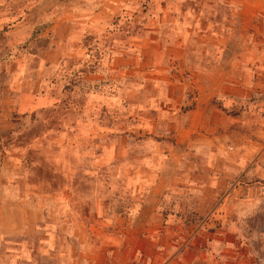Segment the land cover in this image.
I'll return each mask as SVG.
<instances>
[{
  "label": "rangeland",
  "instance_id": "rangeland-1",
  "mask_svg": "<svg viewBox=\"0 0 264 264\" xmlns=\"http://www.w3.org/2000/svg\"><path fill=\"white\" fill-rule=\"evenodd\" d=\"M0 264H264V0H0Z\"/></svg>",
  "mask_w": 264,
  "mask_h": 264
},
{
  "label": "crops",
  "instance_id": "crops-1",
  "mask_svg": "<svg viewBox=\"0 0 264 264\" xmlns=\"http://www.w3.org/2000/svg\"><path fill=\"white\" fill-rule=\"evenodd\" d=\"M208 94V97H212L215 95L216 89L215 88H208L205 90ZM205 98V101L209 98ZM208 108V104H205L204 106H199L197 103L194 107H192L189 111L191 114L195 116V122H193V126L198 125V123L203 119V115L205 114V110Z\"/></svg>",
  "mask_w": 264,
  "mask_h": 264
}]
</instances>
